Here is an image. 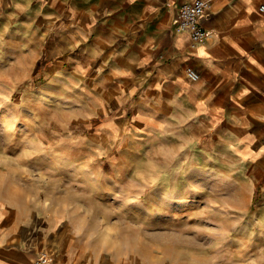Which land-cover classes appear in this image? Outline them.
Instances as JSON below:
<instances>
[{
  "label": "crops",
  "instance_id": "crops-1",
  "mask_svg": "<svg viewBox=\"0 0 264 264\" xmlns=\"http://www.w3.org/2000/svg\"><path fill=\"white\" fill-rule=\"evenodd\" d=\"M185 1L0 0V8L7 10L0 26L15 23V37L33 50L30 70L39 68L43 56L51 61L42 72L47 100L58 95L54 100L70 104L67 87L83 89L88 101L79 98L78 104L86 106L85 118L96 122L102 115L99 129L113 133L120 153L143 145V159L130 168L140 169L139 176H129L143 193L150 188L178 195L190 191L192 199L197 194L194 182L179 174L197 168L211 170L223 186H235L231 196L222 192L217 199L245 202H237L232 211L238 217V239L261 250L255 260L260 264L264 0H211L203 17L208 35L195 46L175 26ZM57 40L75 51L65 55L50 43ZM91 49L97 52V75L86 84L78 51ZM188 68L198 73L196 79L188 76ZM103 78L112 83L107 93ZM94 150L105 151L101 146ZM121 178L113 177V184L122 183ZM93 182H78L75 189L84 199L100 198L101 183ZM255 193L257 203L249 213ZM47 196L44 206L39 191L23 194L16 182L8 188L0 184V264H35L41 250L56 254L64 264H182L148 243L140 247L133 240L114 239L113 208H96L75 220L47 206L55 192ZM221 210L223 215L231 212L228 205Z\"/></svg>",
  "mask_w": 264,
  "mask_h": 264
},
{
  "label": "rangeland",
  "instance_id": "rangeland-1",
  "mask_svg": "<svg viewBox=\"0 0 264 264\" xmlns=\"http://www.w3.org/2000/svg\"><path fill=\"white\" fill-rule=\"evenodd\" d=\"M6 11L0 8V20ZM14 26L13 21L8 27L0 26L1 186L8 188L16 182L23 194L39 191L44 206L47 193L55 192V199L47 206L75 220L96 208H113L114 239L133 240L140 247L148 243L180 258L182 264H256L261 250L238 239V217L232 211L239 201L217 199L222 192L231 196L235 186H223L211 170L197 168L179 174L194 182L197 194L192 199L190 191L178 195L172 190L162 193L150 188L143 193L140 185L129 181L131 174L139 176L140 169L130 168L143 159V145L135 144L131 152L120 153L122 146L113 141V133L99 129L102 115L96 122L85 118L86 106L78 104L79 98L85 97L84 104L88 101L83 89L67 87L65 95L70 104L54 100L60 98L58 95L49 99L51 102L47 100V79L42 72L51 61L43 56L39 68L30 70L33 50L15 37ZM50 43L65 55L75 51L65 41ZM83 51H78L83 70L79 73L90 84L97 75L93 65L97 52ZM102 81V91L107 93L112 83L105 78ZM98 146L105 151L97 153L94 148ZM113 177H122V183L114 185ZM96 179L101 183L100 198L84 199L78 194L76 183L85 181L88 186ZM255 203L257 200L251 202L249 213ZM226 205L231 210L229 215L221 213Z\"/></svg>",
  "mask_w": 264,
  "mask_h": 264
},
{
  "label": "built area",
  "instance_id": "built-area-1",
  "mask_svg": "<svg viewBox=\"0 0 264 264\" xmlns=\"http://www.w3.org/2000/svg\"><path fill=\"white\" fill-rule=\"evenodd\" d=\"M211 0H188L182 3L176 16V29L181 32H187L190 36L192 45L202 43L207 37V30L203 24L205 12L210 8ZM264 12V6L261 8ZM188 76L196 79L198 73L193 68L187 69ZM35 264H64L48 250H41L37 256Z\"/></svg>",
  "mask_w": 264,
  "mask_h": 264
},
{
  "label": "trees",
  "instance_id": "trees-1",
  "mask_svg": "<svg viewBox=\"0 0 264 264\" xmlns=\"http://www.w3.org/2000/svg\"><path fill=\"white\" fill-rule=\"evenodd\" d=\"M258 199V196L256 195V193H255V196H254V201H256Z\"/></svg>",
  "mask_w": 264,
  "mask_h": 264
}]
</instances>
